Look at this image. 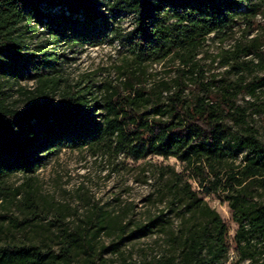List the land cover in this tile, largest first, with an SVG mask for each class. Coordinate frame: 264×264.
<instances>
[{
    "label": "trees",
    "instance_id": "trees-1",
    "mask_svg": "<svg viewBox=\"0 0 264 264\" xmlns=\"http://www.w3.org/2000/svg\"><path fill=\"white\" fill-rule=\"evenodd\" d=\"M124 17H131L130 29L122 27ZM38 27L49 39L30 49L24 34ZM241 27L223 55L221 77H207L199 58L205 42ZM115 43L125 57L114 78L70 83L60 74L58 46ZM154 65L168 71L152 73ZM0 79V185L10 174L36 172L63 146L106 158L112 171L123 157L156 168L144 174L155 187L145 199L156 205L144 221L132 224L126 208L95 204L82 223L66 224L58 248L11 240L0 245V264H115L101 249L116 253L117 246L99 239H123L131 225L128 239L162 233L169 253L117 264H223L231 248L234 264H264V138L257 124L264 122V0H0ZM20 79L35 81L32 90L19 88L25 107L10 103L3 85ZM240 97L248 99L242 104ZM152 157L175 158L181 168L147 162ZM201 194L228 203L237 224L231 243ZM25 200L34 205L33 189ZM80 251L86 256L79 261Z\"/></svg>",
    "mask_w": 264,
    "mask_h": 264
},
{
    "label": "rangeland",
    "instance_id": "rangeland-1",
    "mask_svg": "<svg viewBox=\"0 0 264 264\" xmlns=\"http://www.w3.org/2000/svg\"><path fill=\"white\" fill-rule=\"evenodd\" d=\"M261 19L262 17L259 16L255 21ZM131 22V17H124L121 25L125 29H130ZM38 28L37 32L29 31L24 34L25 42L30 49L49 39L43 29ZM242 30L243 27L224 40L212 35L205 42L199 58L205 66L207 77H221L226 69L222 65L223 55L227 49L233 48L236 40L242 36ZM121 49L118 43L81 48L58 46V52L61 54L58 65L60 74L70 83L83 78H92L95 81L114 78L118 66L124 62V53L119 51ZM168 67L154 65L149 68V71L163 74L164 70L168 71ZM3 85L10 103L25 107L28 99L19 91V88L21 86L27 91L32 90L35 87V81L10 80ZM259 93L260 100H264V91L261 90ZM244 99L248 98L240 97L238 102L244 104ZM257 124L264 138V127L261 126L264 124L263 120L259 119ZM119 160L122 163L118 171H112L113 165L106 158L93 156L85 149L77 150L63 146L58 152L48 156L46 164L36 172L10 174L0 185V245L15 240L20 243L34 242L42 245L47 243L58 248L56 245L59 240L58 235L66 224L75 226L82 223L94 210L95 204L112 211L126 208L132 224L144 221L149 213L156 211V205L146 201L147 194L155 187L149 184L150 181L145 183L143 179L156 168L145 164L144 160L134 162L124 157ZM148 161L153 164H170L177 169L181 168L175 158L165 160L161 157H152L148 158ZM29 188L33 189L35 195L33 206H29L30 201L25 200V193ZM201 197L221 215L229 228L228 239L231 243L237 224L232 218L228 203L215 194H201ZM60 215L65 217L64 223L56 222L57 224L53 225V220ZM174 221L176 225L178 220L174 219ZM129 230L123 235V239L115 235H106V233L101 236L99 240L104 246L115 245L118 248L116 253L113 252L112 247L101 249L102 258L117 264L123 259L140 262L169 253L170 247L164 234H153L130 240L127 237ZM78 256L80 261L86 254L80 251ZM235 258L234 248H231L223 264H234ZM90 264H101V262L95 259V263Z\"/></svg>",
    "mask_w": 264,
    "mask_h": 264
}]
</instances>
